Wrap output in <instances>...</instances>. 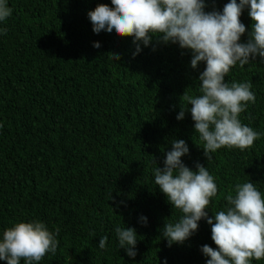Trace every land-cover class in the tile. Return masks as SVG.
<instances>
[{
  "label": "trees",
  "instance_id": "trees-1",
  "mask_svg": "<svg viewBox=\"0 0 264 264\" xmlns=\"http://www.w3.org/2000/svg\"><path fill=\"white\" fill-rule=\"evenodd\" d=\"M229 2L204 0V11L222 14ZM6 3L12 14L0 21L7 29L0 32V239L17 222L40 221L58 247L33 264H206L202 246L217 248L207 218L183 243L169 246L163 236L164 225L184 214L155 185L154 169L164 167L174 140H184L182 162L192 170L204 165L217 184L205 209L213 222L237 183L251 182L264 196V58L237 62L225 76L229 86L251 83L255 103L239 119L260 138L244 150L222 147L209 160L182 98L202 95L206 61L193 68L191 49L160 34L149 33L144 45L115 30L95 33L88 13L102 3L114 7L111 0ZM249 12L245 6L239 17L246 28L240 43L250 38ZM117 227L135 229V257L120 247Z\"/></svg>",
  "mask_w": 264,
  "mask_h": 264
},
{
  "label": "clouds",
  "instance_id": "clouds-1",
  "mask_svg": "<svg viewBox=\"0 0 264 264\" xmlns=\"http://www.w3.org/2000/svg\"><path fill=\"white\" fill-rule=\"evenodd\" d=\"M111 4L114 7L98 4L88 13L95 33L115 30L118 35L133 36L134 43L142 41L144 45L151 40L149 33L160 34L158 37L164 42H178L181 48L192 50L193 68L206 61V69L199 76L202 95L184 92L182 98L191 105L195 133L204 141L207 159L222 147L251 148L261 133L242 124L239 115L249 102L255 103L252 85L233 82L229 86L225 76L237 62L243 67L250 58H264V0H230L222 14L206 13L204 0H111ZM245 6H250L252 31L248 42L240 43L246 28L239 17ZM11 14L6 0H0V21ZM0 32L6 33L7 29ZM94 47L99 48L100 44L97 42ZM184 109L181 107L178 120L184 118ZM188 152L184 140H174L164 167L154 169L155 185L184 214L175 224L164 225L163 236L169 246L173 242L183 243L198 229V221L207 218L217 248L202 246V252L210 257L206 264H251L253 259L264 260V196L251 182L237 183L235 195L230 191L225 197L228 207L215 213L213 222L205 209L210 199L217 196V184L204 165L197 163L196 170H192L182 162L181 157ZM141 221L146 224L147 218L141 217ZM115 231L120 247L135 257V229L117 227ZM107 240V236L100 238L101 249L106 247ZM57 247L58 241L43 222H17L3 232L0 260L20 264L23 259L26 264H33L49 252L55 255Z\"/></svg>",
  "mask_w": 264,
  "mask_h": 264
}]
</instances>
